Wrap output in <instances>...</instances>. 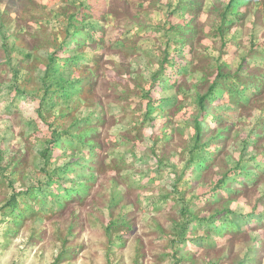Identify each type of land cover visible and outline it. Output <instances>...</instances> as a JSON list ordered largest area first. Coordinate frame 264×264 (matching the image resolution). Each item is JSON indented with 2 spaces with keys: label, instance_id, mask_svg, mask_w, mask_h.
<instances>
[{
  "label": "rangeland",
  "instance_id": "374dc122",
  "mask_svg": "<svg viewBox=\"0 0 264 264\" xmlns=\"http://www.w3.org/2000/svg\"><path fill=\"white\" fill-rule=\"evenodd\" d=\"M205 2L206 0H178L175 10L169 13V17L176 16L179 20L171 28L179 37L175 41L178 47L171 60L167 53L162 54L156 71L147 77L150 82L144 86L143 95L137 96L138 103L134 110L143 113L139 124H134L128 134H124L112 131L119 122L116 121L108 129L105 139H101V133L91 126V118L72 126L77 132L73 139L87 146L92 152L91 161L87 165L88 175L79 178L82 183L77 188V181L67 177L80 165L74 163L75 157L64 159L69 156L72 146L65 139L69 133L53 131L48 136V146L57 135L60 136L61 140L55 149H60L62 154L55 149L49 151L47 146L38 151L36 157L31 155V150L21 152L15 149L11 139L18 136L23 142L25 128L33 135L39 134L44 128H50L51 125L44 118L46 109L56 108L61 103L70 106L74 98L83 97L86 93H98L102 96L99 104L103 105L113 95L123 98L128 91L140 87L143 72L138 68L133 69L131 64L126 63L127 56L121 54L129 40L137 37V33H125L119 27V21L111 28L106 23L105 26L87 23L94 18L107 22V10L100 0H82L80 13L77 14L80 20L77 21V15L69 17L68 26L56 37L59 47L45 49L37 37L29 39L33 25L38 22L29 15L32 9L28 5L32 0H0V124L15 115H23L27 121H18L15 127L10 125L8 131L16 135L11 139L7 136L0 139V215L3 217L0 224L7 223L9 231L24 228L30 237H36L41 244L47 242L51 264H73L77 260L80 264H91L93 255L99 258L100 252L84 257L87 246L71 247L67 239L62 241V247L58 250V225L66 216L71 215L73 205L82 208L89 197L106 191L105 185L109 183L107 177L110 171L108 155L114 152L120 155L117 150L123 142L131 143L135 139L133 152L143 149L155 155L160 137L152 139L158 129L156 120L152 119V113L157 109L153 106L151 96L157 88V81L161 88L167 89L172 84L173 75L194 80L195 92H192L191 87L186 89L192 93L187 97L188 110H181L193 120V124L186 133H180L179 138L176 134H162L164 143L160 149L161 159L155 171L159 176L167 167L182 163L184 175L192 177L189 182L193 190L203 183L209 191L193 197V207L200 200H203V206L197 207L192 219L183 223L179 239H175L177 233L174 220H169L171 226L166 230L163 225L158 226L160 232L173 233V243L179 245L174 252L161 254L159 259L164 260L170 256L173 264H197L200 249L207 247L208 251L204 253L207 257L217 251L219 244H224L229 255H232L237 243L246 244L253 235L259 239L261 230H264V210L259 209L261 202H258L257 210L240 217L235 216L225 205L231 203L236 206L243 203L245 193L264 180V120L257 117L249 127V121L260 109L256 108L248 116L241 118L240 124L243 127L238 128L231 122L235 111L233 106L243 108L264 99V67L257 63L259 46L255 38L249 40V51L243 59L240 53L243 48L242 41L232 42L231 48L227 42L220 43L219 47L217 43L237 23L246 21L249 15H253L254 10L258 23L262 9L257 4H264V0H238L234 3L235 7L232 6V0H213L214 9L221 20L219 28L216 29L219 36L213 37L212 29L209 28L204 38L198 40L199 27L194 20H185L191 15L203 17L201 23H205L208 19ZM130 8L131 5L126 9L129 14ZM142 39L144 37L139 36L136 42ZM202 64H207L210 71L202 69ZM233 64L234 71L231 67ZM170 69L174 71L170 72ZM67 86L69 95L65 97L60 90ZM172 86L175 87V84ZM237 88L245 91L243 94H236ZM110 89H115V92ZM120 89L124 91L121 92ZM211 90L215 95H209ZM205 96H208L207 99ZM179 99H185L184 91H181ZM223 101H227V105H222V111L217 112L215 105ZM67 115L70 116L71 113L68 112ZM208 117L218 124L217 128L209 126ZM113 120H116L115 115ZM149 121L150 126H146ZM99 124L106 126L107 120H100ZM82 131L85 134H80ZM133 131L136 133L134 138L130 134ZM145 139L152 140V144L145 145ZM170 148L177 153L178 159L173 165H166L164 161L168 159ZM97 149H100L101 154H97ZM12 150H15V154L9 157L8 153ZM46 150L48 153L44 155ZM186 151L188 159L185 162L183 157ZM121 158L124 159L123 156ZM62 159L64 163L61 164ZM52 162L57 167L50 173L48 169ZM180 179L183 177L177 179L173 187L179 184ZM112 182L114 183V178ZM56 183H59L58 189L53 187ZM225 194L228 196L227 201ZM154 195V192L146 191L145 202L151 201ZM184 195L186 193L180 195V200L184 199ZM14 196H17L18 204L13 210L9 204ZM158 199L167 204L169 196L160 195ZM115 207H118V203L113 200L108 205L110 217ZM154 210L166 211L159 207ZM187 211V208L181 209L180 215L184 216ZM200 212L206 215L201 216ZM193 221L206 228L207 235H214L218 239L207 243L202 238L189 239L190 230L195 231L191 229ZM215 222L217 227L214 226ZM129 226L130 221L123 216L113 220L108 231L114 227ZM75 230L76 225L73 224L68 234L72 235ZM133 231L134 234L140 231L138 221ZM151 235L155 233H145L144 239L138 242L135 249L138 261L140 257L147 256L153 243L148 239ZM241 235L244 237L243 241L237 239ZM189 245L196 251H190ZM215 264H223V260L217 259ZM240 264H245V261Z\"/></svg>",
  "mask_w": 264,
  "mask_h": 264
},
{
  "label": "clouds",
  "instance_id": "9594fccd",
  "mask_svg": "<svg viewBox=\"0 0 264 264\" xmlns=\"http://www.w3.org/2000/svg\"><path fill=\"white\" fill-rule=\"evenodd\" d=\"M81 2L82 0H32V3L28 5L32 9L29 15L35 17L38 22L33 25L32 35L29 36V39L31 40L33 36L37 37L38 42L45 49L59 47L56 37L61 30L68 26L70 22L68 18L80 13ZM100 2L107 10V22L94 18L87 23H99L101 26H105L106 23V26L111 28L113 24L119 21V27L125 33L129 31L137 33V37L129 40L127 47L121 54L127 56L126 63L131 64L133 69L138 68L143 72L141 86L128 91L123 98H117L113 95L111 99L105 100L103 105L99 104L102 96L98 93H86L83 97L74 98L70 106L61 103L56 108L46 109L44 118L51 127L44 128L35 135L25 128L26 135L23 142L19 140L18 136L11 139L16 134L8 131L10 125L15 127L18 121H25L23 115H15L5 119L0 124V139L9 137L15 149H19L21 152L31 150L33 157H36L38 151H42L48 146L47 139L51 132L69 133L65 139L70 141L72 146L69 149V156L64 159L75 157L74 163L80 165L67 177L69 180L77 181V188L82 183L79 178L88 175L87 165L91 161L92 152L87 146L73 139L77 132L72 126L77 122L91 118V126L101 133V139H105L111 125L119 121L112 131L128 134L134 124H139L143 117L141 111L134 109L138 103L137 96L143 95L144 86L150 82L147 77L156 71L162 54L167 53L169 60L174 57L178 47L175 41L179 39L177 33L171 30L174 24L179 23V20L176 16L169 17V13L175 10L178 0H100ZM129 5H131L130 14L126 11ZM257 6L262 9L259 22H256L254 10L253 15H249L246 21L237 23L230 32L223 36L217 43V47L220 46V43L227 42L231 48L232 42L242 41L243 48L240 49V53L241 59H243L249 51L247 47L249 40L255 38V42L259 46L257 48V63L260 67H264V4L258 3ZM205 12L208 14L205 23H201L203 17L191 15L185 20V22L194 20L199 27L198 40L204 38L209 28L212 29L211 35L213 37L219 36L216 29L219 28L221 20L214 9L213 0H206ZM79 20L80 17L77 15V21ZM54 29L57 30L54 31ZM68 30L71 31L72 29ZM139 36H143L144 39L137 43L136 40ZM165 67L167 68L168 65ZM179 67L180 62L178 61L177 68ZM200 67L205 71H210L207 64H202ZM231 67L234 71L235 65L233 64ZM173 71L170 69V72ZM172 84H175V87ZM172 84L167 89H163L157 81V88L153 90L151 96L153 106L157 109L152 113V119L156 120V128L158 129L156 136L152 139L160 137L155 155L152 152L143 151V149L133 152L132 149L136 144L135 139L131 143H122L121 148L117 150L120 155L116 152L109 154L108 167L110 171L107 177L109 183L105 185L106 191L89 197L82 208L72 206L71 215L66 216L58 225L60 229V236L57 238L59 242L56 244L58 250L62 247V241L67 239L70 241L69 246L71 247L87 246L84 257L90 253L100 252L99 258L93 255L91 264H173L172 257L169 256L167 259L161 260L159 256L167 252H174L179 245L173 243V233L160 232L158 226L163 225L166 230L171 226L169 220H174L177 233L175 239H179V232L183 223L192 219L197 207L203 206V200H200L196 201V207H193V197L201 192L209 191V188L201 183L199 187L193 190L192 184L189 182L192 179L191 175H184V164L175 163L173 165L178 157L172 148L169 149L168 159L164 163L173 166L167 167L159 176L156 174L155 169L161 159L160 149L164 143L162 134L165 132L169 136L176 134L179 138V134L186 133L193 124V120L185 116L184 111L188 110L187 97L192 94L186 89L191 87L192 92H195L194 80L189 77L182 78L173 75ZM110 91L115 92V89H110ZM120 91L123 92L124 89H120ZM181 91H184L185 95L183 101L179 99ZM227 103V101H223L221 104L215 105L216 111H222V105H227ZM233 107L235 111L231 122L236 124L238 128L243 127L240 124L241 118L248 116L256 108H259L260 112L253 115L252 120L249 121V127L252 126L257 117L264 120V99L243 108ZM182 109L184 111H181ZM68 112L71 113L70 116L67 115ZM114 115L115 121L113 120ZM103 119L107 120L106 126L99 124V121ZM150 124L151 121L146 126H150ZM208 124L213 128L218 127V124L211 117H208ZM246 131L247 129H245ZM80 134H85V132L82 131ZM130 134L133 138L136 136L134 131ZM144 144L150 146L152 140L145 139ZM174 147L175 145H173ZM55 151L62 154L60 149H55ZM96 151L97 154H101L100 149ZM14 154L15 150H12L9 151L8 156ZM64 159L60 160L61 164L64 163ZM183 159L185 162L187 161V151ZM5 163H7V157ZM56 167L57 164L52 162L48 171L51 173ZM181 177L183 179H180L179 184L173 187L177 179ZM113 178L114 183L112 182ZM53 187L58 189L59 183L54 184ZM66 187L71 188L72 185H66ZM149 190L156 195L151 201L145 202V194ZM185 193L184 199L180 200V195ZM61 195L65 194L61 193ZM160 195L169 196L167 204L158 199ZM113 200L117 201L118 207L113 209V214L110 217L108 205ZM227 200L228 196L225 194V201ZM258 202H261L259 209L264 210V180L258 185L252 186L245 193L243 203L236 206L227 203L225 206L231 209L235 216L240 217L247 216L250 211L257 210ZM158 207L166 209V211H155L154 209ZM184 208H187L188 211L184 216H181L180 211ZM199 215L204 216L206 213L200 212ZM123 216H126L130 221V226L114 227L108 231L109 224ZM0 219H3L2 215H0ZM137 221L140 231L134 234L133 230ZM73 224L76 225V230L72 235H69V229ZM191 229L195 231L190 230L189 239L202 238L206 243L218 239L214 235H207L206 228L199 226L195 221L191 224ZM145 233H155V235L148 238L153 243L148 249L147 256L140 257L138 261L135 249L138 242L144 239ZM237 239L243 241L244 237L241 235ZM145 242L147 243V241ZM46 244L47 242L41 244L34 236L30 237L24 228L9 231L7 223L0 224V264H51V257L48 255ZM189 249L196 251L191 245H189ZM206 251H208L207 247L199 250L197 264H215L217 259L223 260V264H240L241 261H245V264H264V230H261L259 239L253 235L246 244L237 243L232 255H229L228 248L224 244H219L217 251L212 252L210 256H204ZM73 264H80V261L77 260Z\"/></svg>",
  "mask_w": 264,
  "mask_h": 264
},
{
  "label": "trees",
  "instance_id": "16d2710c",
  "mask_svg": "<svg viewBox=\"0 0 264 264\" xmlns=\"http://www.w3.org/2000/svg\"><path fill=\"white\" fill-rule=\"evenodd\" d=\"M237 2H238V0H232V3H233L232 6L235 7L234 3H237ZM177 72H178V71H177ZM60 91H61V93H62V96L67 97V96L69 95V93H68V86H67V87H63V88H61ZM236 91H237L236 94H243V92L245 91V89H244V91H242L241 88H237ZM211 94H212V95L214 94L213 90L210 91V94H209V95H211ZM214 95H215V94H214ZM206 97H208V96H205L204 98L207 99ZM198 131H199V133H200V131H201L200 127L198 128ZM60 140H61L60 136L57 135V136H56V137L50 142V144H49V146H48L49 151H53V150L57 147V144L60 142ZM47 153H48V150L45 151L44 155H46ZM200 165H201V164H200ZM212 195H214V194H212ZM214 197H215V195H214ZM17 204H18V198H17V196H14V197L11 199L9 205H10V207L14 210V209H16ZM250 220H251V219H250ZM214 226L217 227L216 222H215V225H214Z\"/></svg>",
  "mask_w": 264,
  "mask_h": 264
}]
</instances>
